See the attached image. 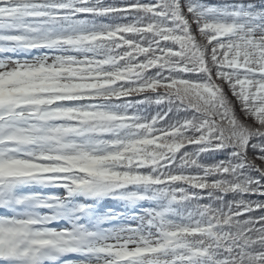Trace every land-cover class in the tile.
I'll use <instances>...</instances> for the list:
<instances>
[{
  "label": "snow or ice",
  "instance_id": "snow-or-ice-1",
  "mask_svg": "<svg viewBox=\"0 0 264 264\" xmlns=\"http://www.w3.org/2000/svg\"><path fill=\"white\" fill-rule=\"evenodd\" d=\"M0 264H264V0H0Z\"/></svg>",
  "mask_w": 264,
  "mask_h": 264
}]
</instances>
